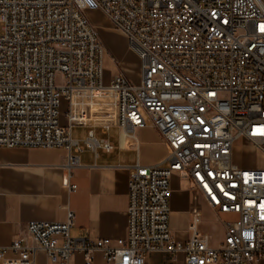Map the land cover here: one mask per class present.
<instances>
[{"label": "built area", "instance_id": "1", "mask_svg": "<svg viewBox=\"0 0 264 264\" xmlns=\"http://www.w3.org/2000/svg\"><path fill=\"white\" fill-rule=\"evenodd\" d=\"M91 12L128 38L138 82L124 73L107 80ZM0 25V147L66 149L70 171L86 147L113 151L95 128H119L123 145L151 121L168 148L163 164L130 170L128 234L116 247L73 237L69 211L64 223H29L36 245H0L1 264H37L40 250L52 264H70L76 253L92 263L96 252L107 264H146L152 253L182 254L186 264L264 259V168L234 160L237 140L243 153L264 156V0H0ZM75 127L90 128L84 144L73 140ZM174 174L193 183L185 243L170 223ZM201 202L237 216L224 223L218 248Z\"/></svg>", "mask_w": 264, "mask_h": 264}, {"label": "crops", "instance_id": "2", "mask_svg": "<svg viewBox=\"0 0 264 264\" xmlns=\"http://www.w3.org/2000/svg\"><path fill=\"white\" fill-rule=\"evenodd\" d=\"M93 14L97 13H91L89 18L99 27L91 19ZM101 40L104 42L103 37ZM128 54L137 60L130 51ZM115 61L118 73L111 75L105 71V75L111 78L124 73L129 79L127 55L123 54ZM66 110L67 103L63 102L62 124H66ZM89 132L90 128L75 127L72 130L73 140L84 144ZM94 132L98 139L111 142L113 151L86 147L79 153V166L70 171L66 169V149L0 147V245L9 246L17 238L36 245L28 232L29 223H64L69 211L76 214V223L71 229V235L75 238L87 235L91 239H110L111 246L116 247L118 239L127 237L130 170L137 163L144 166L163 164L168 148L151 121H148V126L137 129L136 140L127 139L123 145L119 128H112L108 132L95 128ZM235 154L236 149L234 160L238 165L260 168L257 164L260 153L247 149L243 153L247 156L244 161L237 160ZM74 185L77 188L71 190L69 186ZM171 188V229L175 240L185 243L189 240L188 226L195 203L193 183L186 175L174 174ZM201 203L203 216L206 203ZM206 233L212 237V245L216 247L213 236ZM37 264L52 263L48 261L46 253L40 250ZM70 264L107 263L103 254L96 252L92 256V263H88L83 254L76 253ZM146 264L186 263L182 254L175 259L168 254L152 253ZM256 264H264V259Z\"/></svg>", "mask_w": 264, "mask_h": 264}, {"label": "rangeland", "instance_id": "3", "mask_svg": "<svg viewBox=\"0 0 264 264\" xmlns=\"http://www.w3.org/2000/svg\"><path fill=\"white\" fill-rule=\"evenodd\" d=\"M97 13V12H91ZM89 13V15L91 14ZM93 22L99 25L97 30L99 32L100 39L103 37L104 42L102 41L105 48V71L109 72L111 75L118 73V65L115 61V58H120L123 54H126L129 61V80L133 82H138L140 79V63L138 60L133 58L129 53V40L128 38L122 34L121 32L115 30L111 23L103 16L97 14H93L91 16ZM2 34V26L0 25V35ZM107 80L109 77L106 75ZM57 84H63V79L61 77L57 78ZM242 144V140H237L234 143L236 148V159L244 161L247 159L242 152V149L239 147ZM257 164L260 168H264V156L259 155L257 157ZM204 207L203 212V228L206 232L210 233L216 245V248L223 242L226 236V232L224 230V222L226 221H235L237 219L236 215H217L213 209H211L207 204Z\"/></svg>", "mask_w": 264, "mask_h": 264}]
</instances>
